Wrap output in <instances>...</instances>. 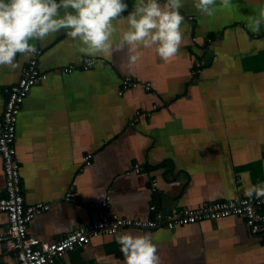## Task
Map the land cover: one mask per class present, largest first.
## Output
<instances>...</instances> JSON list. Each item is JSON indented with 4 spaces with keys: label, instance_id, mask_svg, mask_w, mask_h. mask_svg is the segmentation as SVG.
<instances>
[{
    "label": "crops",
    "instance_id": "obj_1",
    "mask_svg": "<svg viewBox=\"0 0 264 264\" xmlns=\"http://www.w3.org/2000/svg\"><path fill=\"white\" fill-rule=\"evenodd\" d=\"M124 2L126 18L139 0ZM182 3L183 40L167 61L155 49H142L132 65L127 48L84 55L65 29L30 41L47 77L22 104L15 150L25 204L48 209L27 225L29 237L53 243L101 218L152 219L151 206L163 212L197 208L245 197L251 186L264 183V0H233L230 7L216 0L212 16L198 11L195 0ZM250 16L262 20L258 32ZM113 23L119 30L110 41L118 45L127 24ZM32 56L17 54L16 69L0 66V88L17 83ZM89 57L100 62L82 70ZM69 67L74 71L64 73ZM124 78L150 89L119 95ZM4 102L0 95V112ZM67 194L76 201L66 200ZM6 228L0 212V234ZM124 232L150 233L159 264H264L260 236L235 216L171 229L124 228L52 264H125L116 242ZM0 263L15 264L14 253L2 244Z\"/></svg>",
    "mask_w": 264,
    "mask_h": 264
},
{
    "label": "clouds",
    "instance_id": "obj_2",
    "mask_svg": "<svg viewBox=\"0 0 264 264\" xmlns=\"http://www.w3.org/2000/svg\"><path fill=\"white\" fill-rule=\"evenodd\" d=\"M232 2L221 0V5L230 7ZM215 5L216 0H195L194 4L208 16L214 14ZM182 7V0H139L125 18L122 13L128 5L124 0H0V66L18 68L17 54L27 59L37 53L30 41H44L62 29L79 42V51L84 55H112L127 48L128 64L132 65L140 60L142 49H155L167 61L178 54L183 40ZM248 19L250 27L258 32L262 20L254 16ZM114 21L127 24L118 45L110 41L119 30ZM245 194L249 198L264 196V183L251 186ZM116 242L121 246L125 264H159L150 233H120Z\"/></svg>",
    "mask_w": 264,
    "mask_h": 264
},
{
    "label": "built area",
    "instance_id": "obj_3",
    "mask_svg": "<svg viewBox=\"0 0 264 264\" xmlns=\"http://www.w3.org/2000/svg\"><path fill=\"white\" fill-rule=\"evenodd\" d=\"M40 51L32 56L23 75L17 83L9 87L0 88V95L5 96V102L0 112V158L4 175V191L0 195V212L6 214L7 228L0 234V244L9 252L14 253L15 264H52L68 251L87 245L93 238L100 235H114L124 228L154 229L165 226H186L202 221H213L229 217L242 218L250 228L252 234L259 235L264 244V196L252 198L240 197L228 201H214L202 204L197 208L170 209L163 212L150 207L154 212L152 219L134 220L119 215L101 218L91 225L78 227L66 234L60 240L48 243L39 241L27 235V225L40 213L48 209V205L38 203L26 205L21 187L20 165L16 157L15 133L18 116L22 104L33 87L38 86L47 77L38 69L37 59ZM100 62L94 57L85 58L80 66L82 70H90ZM64 73L74 71V67L64 68ZM148 91L149 84L124 78L121 81L119 95L129 88H138ZM138 115V114H137ZM91 156L84 158L88 164ZM134 170L139 172L138 165ZM157 183L153 181L152 191H156ZM66 200H76L67 194ZM99 205H91L92 208ZM100 207H106V202ZM2 264V263H0Z\"/></svg>",
    "mask_w": 264,
    "mask_h": 264
}]
</instances>
